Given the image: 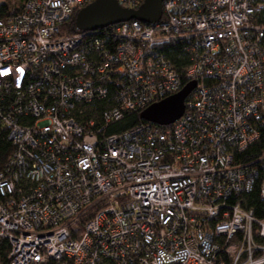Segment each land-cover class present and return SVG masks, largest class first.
I'll use <instances>...</instances> for the list:
<instances>
[{"label":"built area","instance_id":"obj_1","mask_svg":"<svg viewBox=\"0 0 264 264\" xmlns=\"http://www.w3.org/2000/svg\"><path fill=\"white\" fill-rule=\"evenodd\" d=\"M92 1L0 0L7 264H264V217L244 207L260 172L236 161L264 127V0H164L154 23L63 34ZM173 41L195 82L181 117L104 134L181 89L161 49ZM101 99L92 129L75 112ZM260 195L264 208V175Z\"/></svg>","mask_w":264,"mask_h":264},{"label":"trees","instance_id":"obj_2","mask_svg":"<svg viewBox=\"0 0 264 264\" xmlns=\"http://www.w3.org/2000/svg\"><path fill=\"white\" fill-rule=\"evenodd\" d=\"M10 1L11 0H6L4 4L5 7L10 5ZM13 1H14V11L18 12L21 10L26 0H13ZM119 2L123 7L137 9L141 5L143 0H134V1L125 0ZM84 6L77 7L74 9L69 20L65 24H63L62 27L63 34L73 35L77 33H81V34L83 33L87 35L99 34L103 36L106 35L107 33L109 34L113 30V28H115V26L118 24L116 23L113 25H109L105 28L92 32L78 28L76 25L77 12ZM255 21L258 24L264 25V11H262L255 18ZM161 49L162 52L166 55V57L172 61L175 70H177L179 76L182 79L181 82L183 86L184 84L187 83L184 73H185V67H187V65L190 63L189 54L181 49V45L179 44V42L177 43L174 41L168 44H164ZM110 103L111 101L108 99H101V100H96L89 105L82 104L78 107V111L75 112V116L82 123L86 122L87 119L92 118L95 123L92 129L98 128L103 123L102 112L107 106H109ZM141 111L142 110L139 111L131 110L125 112L119 120L108 123L106 128L103 130V133L106 135L119 133L131 129L138 124L148 125L151 126L152 128H158L161 130H165V129L169 130L173 126L172 124L157 125L147 120H144L140 117ZM6 134L7 133L4 126L0 123V172L4 169L5 165L7 164L8 159L13 150V146L11 142L7 139ZM263 149H264V127L261 128L258 140L255 141L253 144L249 145L243 152H241L240 154H238V156H236V161H239L242 164H253L258 167L260 172L258 178L256 179L252 191L245 194L244 196V207L246 209L252 210L256 218L264 217L263 201L260 195L261 177L264 175V170L260 166V163L257 162L258 158L261 156L263 152ZM8 250H9L8 243L5 240H0V264H7Z\"/></svg>","mask_w":264,"mask_h":264},{"label":"water","instance_id":"obj_3","mask_svg":"<svg viewBox=\"0 0 264 264\" xmlns=\"http://www.w3.org/2000/svg\"><path fill=\"white\" fill-rule=\"evenodd\" d=\"M164 0H143L137 9L121 6L118 0H93L77 12L76 25L85 31H97L109 25L129 20L154 23L162 13ZM195 86L189 81L176 93L152 103L140 112V117L157 125H169L184 112V101Z\"/></svg>","mask_w":264,"mask_h":264},{"label":"rangeland","instance_id":"obj_4","mask_svg":"<svg viewBox=\"0 0 264 264\" xmlns=\"http://www.w3.org/2000/svg\"><path fill=\"white\" fill-rule=\"evenodd\" d=\"M11 2V1H10Z\"/></svg>","mask_w":264,"mask_h":264}]
</instances>
